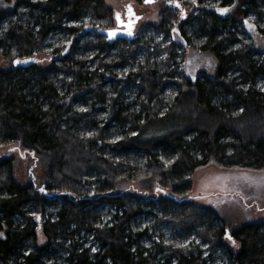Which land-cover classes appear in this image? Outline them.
<instances>
[{
	"label": "trees",
	"instance_id": "16d2710c",
	"mask_svg": "<svg viewBox=\"0 0 264 264\" xmlns=\"http://www.w3.org/2000/svg\"><path fill=\"white\" fill-rule=\"evenodd\" d=\"M5 1L0 147L41 172L19 183L0 157V264H264V218L231 227L188 196L210 163L264 171V54L241 37L246 18L264 36V0H194L187 16L164 0L112 42L83 29L111 27L103 0ZM188 45L215 56L212 74H185Z\"/></svg>",
	"mask_w": 264,
	"mask_h": 264
},
{
	"label": "rangeland",
	"instance_id": "374dc122",
	"mask_svg": "<svg viewBox=\"0 0 264 264\" xmlns=\"http://www.w3.org/2000/svg\"><path fill=\"white\" fill-rule=\"evenodd\" d=\"M103 1L112 11L111 27L115 25L114 14L117 12L119 15H123L127 5L132 6L135 13L141 16L134 30V33L138 34L143 25L157 23L159 21V5L164 0ZM165 1L172 4L177 0ZM1 2L5 4L4 0H0ZM5 2L7 3L6 5H10L13 0H9L10 3ZM178 2V13L187 16L191 8L190 5H192L194 0H178ZM255 27V24L249 18H246L242 24L243 33L241 34L243 35L241 37L254 42L257 49L264 54V36L258 34ZM48 41L52 43L54 39L50 38ZM45 50L50 51L51 47L47 46ZM85 55L87 58H90L92 53L87 51ZM183 56L181 65L185 68V74L188 76L194 77L200 71H204L206 74H212L217 66L215 56L207 50H200L188 45L184 49ZM48 57V54H39L37 59L39 63H45ZM138 59L140 60V58ZM2 61L3 59L0 57V65H2ZM126 68L127 66L121 70H126ZM125 94V97H127V92ZM126 99H131V96H128ZM76 106L79 107L82 104H77ZM93 115L97 119H100L104 116V112L96 109ZM83 131L85 133L92 132L89 128ZM114 137V135H111L107 138L111 140ZM10 154L16 158L14 174L19 183H25L30 176L40 174V165L33 153L22 149L18 144L0 147V157ZM190 180L192 183L191 191L188 194L190 199L199 205L214 209L229 226L235 227L247 221L264 218V171H254L244 168H223L215 163H210L195 170ZM120 187L121 189L140 190L139 183L135 181H123L120 183ZM140 191L148 195L156 194L157 192L156 189L152 191ZM36 235L37 243H42L44 237L42 236L40 226L36 227ZM167 237L170 239L174 238L169 231L167 232Z\"/></svg>",
	"mask_w": 264,
	"mask_h": 264
},
{
	"label": "water",
	"instance_id": "95a60500",
	"mask_svg": "<svg viewBox=\"0 0 264 264\" xmlns=\"http://www.w3.org/2000/svg\"><path fill=\"white\" fill-rule=\"evenodd\" d=\"M147 1H150V0H147ZM129 7H128V11H129ZM131 7H130V9H131ZM219 11H221V9H219ZM117 14H118L117 12L114 14L115 25L112 27L93 28V27L87 25V26H85V29H92L98 33L103 34L106 37V40L108 42H112L118 38H123L126 40L133 39L135 37L134 28H135V25H136L138 19L140 18V14H136L133 11L131 13H127V19L123 20V21H122V18L120 17V15H119V19H117ZM129 33H131V34H129ZM31 60H32L31 58H26L22 61H19L18 59H14V64L20 63L21 65H26Z\"/></svg>",
	"mask_w": 264,
	"mask_h": 264
},
{
	"label": "flooded vegetation",
	"instance_id": "af4514ba",
	"mask_svg": "<svg viewBox=\"0 0 264 264\" xmlns=\"http://www.w3.org/2000/svg\"><path fill=\"white\" fill-rule=\"evenodd\" d=\"M130 5H127V7L125 8V10H124V12H123V15L121 16L120 15V17L122 18V21L123 20H126L127 19V13H131L132 11L135 13V11H134V9L131 7V11H128V7H129ZM141 17V16H140ZM140 19V18H139ZM138 19V20H139ZM138 22V21H137ZM137 24V23H136ZM135 28H136V25H135ZM135 28H134V30H135ZM83 29H85V27L83 28ZM87 30H92V29H87ZM177 32H179L178 30H177Z\"/></svg>",
	"mask_w": 264,
	"mask_h": 264
},
{
	"label": "snow or ice",
	"instance_id": "6c2138e0",
	"mask_svg": "<svg viewBox=\"0 0 264 264\" xmlns=\"http://www.w3.org/2000/svg\"><path fill=\"white\" fill-rule=\"evenodd\" d=\"M177 7H179V5H177ZM129 11H131L130 7H129ZM222 11H227L226 9L222 10ZM117 19H119V14H117ZM114 34V33H113ZM131 34V33H129ZM228 239H231V237L229 236Z\"/></svg>",
	"mask_w": 264,
	"mask_h": 264
}]
</instances>
